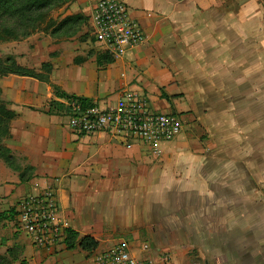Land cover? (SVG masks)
<instances>
[{
  "label": "crops",
  "instance_id": "0c3cea01",
  "mask_svg": "<svg viewBox=\"0 0 264 264\" xmlns=\"http://www.w3.org/2000/svg\"><path fill=\"white\" fill-rule=\"evenodd\" d=\"M97 1L71 0L69 11L89 15L91 41ZM121 1L147 35L124 58L107 62L110 54L94 41L99 50L91 51L80 35L47 37L42 61L15 57L38 73L49 63L45 79L0 76V97L15 113L2 140L14 163L0 158V212L52 183L72 228L94 237L97 248L123 236L139 245L135 237L145 232L155 250L192 247L194 233L209 240L221 231L209 247L227 240L250 254L246 264H264V201L255 202L251 170L260 168L264 188V0ZM125 89L144 94L155 110L182 114V132L161 155L70 130L62 94L106 105ZM157 231L165 232L160 242ZM3 240L17 250L11 264H92V251L81 247L53 254L26 237ZM229 254L237 264L239 254Z\"/></svg>",
  "mask_w": 264,
  "mask_h": 264
},
{
  "label": "built area",
  "instance_id": "2783aa9c",
  "mask_svg": "<svg viewBox=\"0 0 264 264\" xmlns=\"http://www.w3.org/2000/svg\"><path fill=\"white\" fill-rule=\"evenodd\" d=\"M90 23L94 44L114 59L124 58L147 40L142 26L121 0H98ZM64 103L73 133H105L128 148L143 144L153 155H161V145L175 139L183 129L180 116L155 110L144 94L128 89L106 105L80 96L65 97ZM15 208L18 230L32 245L54 253L67 248L68 231L73 228L60 208L54 184L27 194ZM154 248L145 241L136 245L118 238L107 247L94 249L92 264H176L172 251Z\"/></svg>",
  "mask_w": 264,
  "mask_h": 264
},
{
  "label": "rangeland",
  "instance_id": "374dc122",
  "mask_svg": "<svg viewBox=\"0 0 264 264\" xmlns=\"http://www.w3.org/2000/svg\"><path fill=\"white\" fill-rule=\"evenodd\" d=\"M15 1L16 5L14 6H11L12 1H8L5 4L0 5V60L4 61L8 56L15 58L16 55H21L22 57H26V59L32 63L42 61L45 56L39 52V47H41L42 42L45 41L47 37L54 40L55 36L60 39L63 37L80 35L76 38L82 39L85 37L91 51L95 52L94 50L98 49H96V46L92 43L93 41H91V37L87 34L89 28V15H69L71 0H46V2L42 5L32 6L29 12L21 10L24 7V2L22 1L27 0ZM19 10L20 12L17 13L16 11ZM42 70L41 72L46 74L47 69L44 70L43 68ZM177 115L181 116L182 114ZM169 142H164L161 147L163 148V146ZM251 170L255 174L254 179L256 188L260 193L257 201L255 202L260 203L264 201V197L261 196L262 191H264L260 182L261 170L256 166L251 168ZM13 206L15 205H10L9 208H12ZM7 225L9 227L8 229L6 228ZM7 225L2 226L0 221V244L5 241L3 239L10 237L12 234L17 237H25V235L18 230V226L14 219L12 221H7ZM197 232L199 231L197 230ZM220 232L221 231H217V233H215V235L211 238L215 239L214 236H217ZM203 233L207 234L208 231H203ZM194 234L195 236L190 237V242L193 243L192 247L187 246L186 243H183L184 245L179 244L173 246L168 243H164L160 247L174 253L173 259L176 264H234L236 263L235 259L230 262L231 257L229 251L239 254L237 264H239V261H245L244 264H246V261H251V257L249 256L250 254L242 255L239 247L235 246L234 243H232L231 246L225 245L229 244V241L226 240L221 245H210L209 247L207 244L211 238L208 240V238L202 237L201 233V236L198 233ZM142 235L135 237L137 241H145L151 244L153 243L154 238L150 237L148 232H145L144 234L142 233ZM164 235V231H157L156 235L153 234V236H158L159 239L155 238L157 242H160V238H163ZM123 237L126 238V236ZM118 238L120 237H115L116 240ZM127 239H132V237H127ZM179 240L182 242L185 241L182 238ZM1 245L0 253L5 254L6 249L9 246H3V244ZM213 248L217 251V259L213 256ZM225 251L228 253H225ZM223 255L225 257H223ZM235 255L237 256V254Z\"/></svg>",
  "mask_w": 264,
  "mask_h": 264
},
{
  "label": "trees",
  "instance_id": "16d2710c",
  "mask_svg": "<svg viewBox=\"0 0 264 264\" xmlns=\"http://www.w3.org/2000/svg\"><path fill=\"white\" fill-rule=\"evenodd\" d=\"M8 1H12L11 6L16 5L15 0H0V5L5 4ZM23 8L22 11L29 12L31 10L32 6H39L46 2V0H27L22 1ZM17 13L20 12L16 11ZM92 40L94 41V37L92 36ZM107 58V62L113 61L114 58H112L110 55H105ZM100 62V60H98ZM44 69L50 70V64L45 63L43 65ZM8 74H18L22 76H31L36 77L39 79H45L46 77L42 73H38L34 69L22 67L17 64L14 57L8 56L4 61L0 60V76H5ZM1 95V90H0ZM61 96L65 97H76V95H66L62 94ZM85 101L88 100V98L81 97ZM15 116V113L8 109L7 104L1 99L0 97V158L4 159L5 162L13 167L14 158L11 154V151L2 145L3 137L8 133V127H9V121ZM16 208L12 207L7 212L3 211L0 212V220L1 219H8L13 220L15 219L16 215ZM1 245V244H0ZM99 243L98 241L89 235L86 236H79V233L75 231L74 229H71L68 231L67 239H66V246L67 249H74L76 247H81L82 249L86 251H93L98 247ZM17 259L16 251H14L13 248H8L5 254L0 253V264H11L14 260Z\"/></svg>",
  "mask_w": 264,
  "mask_h": 264
}]
</instances>
